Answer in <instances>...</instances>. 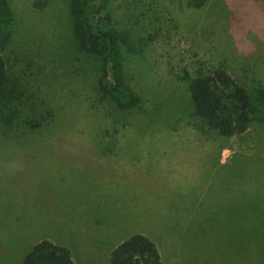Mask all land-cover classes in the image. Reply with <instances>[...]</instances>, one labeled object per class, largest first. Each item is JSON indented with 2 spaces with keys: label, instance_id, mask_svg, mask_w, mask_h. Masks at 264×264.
<instances>
[{
  "label": "rangeland",
  "instance_id": "374dc122",
  "mask_svg": "<svg viewBox=\"0 0 264 264\" xmlns=\"http://www.w3.org/2000/svg\"><path fill=\"white\" fill-rule=\"evenodd\" d=\"M9 3L8 73L51 119L0 137V264L41 238L75 264H107L135 232L161 264H264V122L199 134L185 89L216 66L248 89L264 81V0H108L133 38L123 77L141 99L117 119L72 56L65 0Z\"/></svg>",
  "mask_w": 264,
  "mask_h": 264
},
{
  "label": "trees",
  "instance_id": "16d2710c",
  "mask_svg": "<svg viewBox=\"0 0 264 264\" xmlns=\"http://www.w3.org/2000/svg\"><path fill=\"white\" fill-rule=\"evenodd\" d=\"M108 0H65L73 55L84 65L90 63L97 97L106 100L111 114L121 117L138 109L140 97L124 82L122 51L131 53L134 42L130 32L120 29L106 6ZM205 0H186L198 8ZM97 18H96V17ZM14 13L9 0H0V137L34 131L51 119L47 107L39 109L37 99L27 95L17 76L10 77L3 47L11 38ZM119 25V24H118ZM76 53V54H75ZM246 88L222 67L197 73L186 80V92L199 134L228 139L264 122V81ZM244 164L233 163L244 170ZM20 264H75L64 245L41 238L23 254ZM107 264H161L156 244L135 232L114 245Z\"/></svg>",
  "mask_w": 264,
  "mask_h": 264
}]
</instances>
